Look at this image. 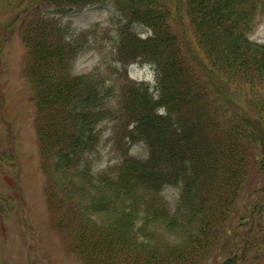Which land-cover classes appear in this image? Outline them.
I'll return each mask as SVG.
<instances>
[{"label":"trees","instance_id":"obj_1","mask_svg":"<svg viewBox=\"0 0 264 264\" xmlns=\"http://www.w3.org/2000/svg\"><path fill=\"white\" fill-rule=\"evenodd\" d=\"M43 2L71 15L107 8L117 29L115 92L100 68L71 75L89 44L62 15L31 7L15 16L22 25L27 11L37 14L22 33L27 76L49 204L77 253L88 264H198L219 248V264H264V184L251 193L262 199L229 226L251 165L264 170V44L249 39L262 0ZM135 62L154 68V93L120 77ZM103 117L118 122L115 144L144 154L126 151L96 170L103 145L89 125Z\"/></svg>","mask_w":264,"mask_h":264},{"label":"rangeland","instance_id":"obj_2","mask_svg":"<svg viewBox=\"0 0 264 264\" xmlns=\"http://www.w3.org/2000/svg\"><path fill=\"white\" fill-rule=\"evenodd\" d=\"M44 10L52 11L55 7L48 4ZM0 16V264H84L75 254L65 231L55 225V218L49 210L47 192L50 191L37 133L38 114L26 75L28 51L21 40L19 25L11 24L13 12L5 10ZM70 16L64 14V20L70 22L72 29L85 34V41L90 43L76 59L73 74H87L97 67L105 74L113 72L111 83L116 92L119 75L112 58L118 43L111 13L107 8L94 6ZM24 18L32 20L29 12ZM134 31L147 35L140 26H135ZM249 38L264 44V2ZM120 77L125 82L145 84L150 80L153 84L151 71L146 65H131L126 73H120ZM109 108L119 109V105L112 100ZM114 124L104 118L91 124L104 143L99 161L101 168L112 164L117 157L111 142L117 132ZM142 152L141 147H136L131 155ZM262 184L260 178L242 191L238 198V215L232 224L238 222L241 214L239 222L245 218L244 207L250 209L259 197L262 199L259 194L249 196ZM164 196L170 205L176 198L171 189H167ZM248 220L247 217L243 222ZM220 253V250L214 251L217 259L210 257L201 264H218L225 257H220Z\"/></svg>","mask_w":264,"mask_h":264}]
</instances>
